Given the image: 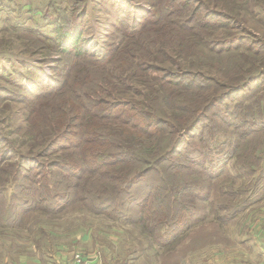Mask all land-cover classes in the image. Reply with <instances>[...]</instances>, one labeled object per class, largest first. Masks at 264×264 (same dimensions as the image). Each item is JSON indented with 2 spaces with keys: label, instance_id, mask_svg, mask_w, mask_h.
I'll use <instances>...</instances> for the list:
<instances>
[{
  "label": "rangeland",
  "instance_id": "obj_1",
  "mask_svg": "<svg viewBox=\"0 0 264 264\" xmlns=\"http://www.w3.org/2000/svg\"><path fill=\"white\" fill-rule=\"evenodd\" d=\"M258 7L264 11V0H0V138L3 140L0 142V264H26L36 255L47 258L68 243L69 235L81 229L94 234L92 249L97 247L101 251L103 264H254L245 258L246 253L255 256L254 247L247 250L244 245L252 244L254 236L250 231L255 224L263 222L264 197L255 189L257 174L247 175L251 171L236 165V156L246 148L240 138L260 145V149L264 146V100L257 96L264 84L255 83L242 93H234L244 88L241 83L250 74L264 70V53L255 55L247 49L253 43L264 48V28L255 12ZM123 8L130 12H124ZM162 11L172 14L167 20L174 21L168 23ZM191 20L207 24L208 28L193 34L189 32L191 24L184 25ZM53 21L58 22L55 27ZM61 21L68 22L65 25L68 31L82 34L75 51L83 46L84 54L77 57L76 65H71L73 53L61 57L57 54L54 40L57 34L53 31L58 27L63 29ZM144 34L150 35L146 42L142 39ZM89 53L96 56L94 62L103 61L104 53L112 56L110 64L103 62L105 68L114 66L118 59L120 67L128 69L118 84L105 83L101 93L105 104L123 106L120 108L125 116L150 110L155 118L179 117V108L174 109L162 93L167 89L161 90L160 80L169 73H197L221 85L226 92L224 108L213 104L205 113L211 123L206 137L203 127L191 130L189 126L201 114L200 107L207 99L221 91L212 87L202 91V96L188 93L189 103L181 95L173 99L186 114V121L174 128L191 136L184 141L183 135L180 136L183 143L175 159L186 162L183 172L194 170L192 165L199 164L208 169V174H216L212 178L196 176L200 182L191 189L199 194V187H205L201 195L195 196L206 200L196 202L199 208L193 214L185 210L189 230L182 231L181 222H185L182 217L179 226H175V237L172 230L155 229L147 223L148 214L152 213L150 187L163 181L153 171L143 176L145 168L140 169L142 176L134 185L125 184L115 194H112L117 191L113 189L115 184L99 175L84 184L79 195L75 181L60 173L57 176L54 171L48 179L57 182L54 186L49 187L45 181L28 182L36 173H46L43 169L47 166L55 170L50 163L62 154L67 157L64 162H70L69 156L77 150V137L70 133L56 139L59 150L51 139L40 142L35 139L38 134L32 132V125H39L38 114L43 111L37 110L32 101H40L37 98L41 99V93L48 88L59 87L80 64L84 72L93 62ZM58 59L64 64L57 66L54 61ZM59 71H62L60 77ZM54 74L53 80L60 81L59 84L52 82L46 87ZM157 88L161 90L158 94ZM151 95L155 97L150 102ZM218 112H224L228 125L219 119ZM27 126L30 131L25 137L22 132L28 130ZM19 128L23 131L19 132ZM18 156L22 158L20 165L9 174ZM2 158L6 161L2 162ZM167 184L172 187L169 181ZM35 185L48 187L42 191L47 198L39 209L26 211L24 216L20 209L9 212L8 206L15 204L16 199L18 202L40 199L41 195L37 198L39 195L34 191ZM124 187L126 193L122 194ZM221 187L213 194L215 188ZM24 191L28 194L12 195ZM230 191L233 197L226 196ZM86 194L96 197L85 204L79 198ZM104 198L115 201L106 211H103ZM177 201L187 208L188 201L192 202L183 194ZM246 203L248 207L228 216L235 205ZM169 204L166 200L163 207ZM226 204L234 207L222 211L220 205ZM145 205L150 208L148 214L142 215Z\"/></svg>",
  "mask_w": 264,
  "mask_h": 264
},
{
  "label": "trees",
  "instance_id": "obj_2",
  "mask_svg": "<svg viewBox=\"0 0 264 264\" xmlns=\"http://www.w3.org/2000/svg\"><path fill=\"white\" fill-rule=\"evenodd\" d=\"M138 8L140 10L141 6L138 5ZM122 10L124 12H130L128 8H123ZM255 12L257 15H260L259 20L262 28H264V11L261 7H258ZM170 15L172 14L162 11V17L168 23H170V21H174L167 20ZM186 21H189V19ZM125 22L127 23V21ZM198 22L191 20V22H187L184 25L191 24V31L189 32L199 34L203 32L204 28H208V26L207 24H201L200 22L198 25ZM57 23V21H53V27H55ZM60 24L63 26V29L58 27L55 28V32L53 31V33L57 34V37L54 39L57 44L56 50L59 52L57 54L61 57L63 55L73 53L74 57L71 65H76L78 64L77 57L84 54V48H81L83 46H79V50L75 51V48H78L77 43L81 39L82 34L76 30L68 31V28L65 26L68 25V22L61 21ZM28 32L32 31L29 30ZM56 34L51 35L54 36ZM149 37V34H144L142 39L146 42ZM152 37L153 34L151 38ZM254 45V43L250 44L247 49H250L255 55L264 53V48L260 49L259 46L257 47ZM88 55L91 56L89 59L93 62L88 64V67L84 70V72L80 64L68 73L66 81L60 84L59 87L48 88L45 92H42L40 96L41 99L37 98V100H40L41 102L32 101V103L35 102L33 106L37 110L43 111V114H38V116H41L40 120L36 122L39 125H32V132L36 131V134H38L35 139L38 142H40L41 139H51V141L54 142L53 146L59 150L56 144L57 140L70 133L71 135L77 137V144L75 141L73 145L75 146L76 144L77 150H74V153L69 156L70 162H64V159L67 157L62 154L55 161L50 163L55 170H50L47 166V170L43 169L47 171L46 173L44 171H41L38 174L36 173L32 176V179H27L28 182L32 184H40V181H45L49 187L54 186L57 182L48 180L51 179L52 171H54V173H57V176H59L60 173L75 181V185L79 189V192L77 193L79 195L84 184H87L90 180L94 179L93 176L99 175L101 178L106 179L109 183L115 184L113 189L114 191L117 189V191L112 193L115 194L118 193L125 184L134 185L137 179L142 176V170L140 169L145 168L146 172L144 171L145 173L143 176L153 171L156 174L161 175V180L163 181H160V184L156 187H150V194L148 197L152 201V207L150 208V205H145L143 209L144 211L142 210V215L148 214L149 208L152 211L151 214H148L149 219L147 223H150V227L155 229H170L174 232L175 237L177 234L175 232V226H179L180 219L182 217L185 219V222H181L183 223L181 225V227H183L182 231L189 230L190 226L188 225L185 210H191L190 214H193V211L198 210L199 208L196 207V202L206 200V198H198V196H195L201 195V192L205 189V187H199L201 188L199 194H196L194 191L195 189H191V187L200 182L196 176L204 178L206 175L209 178H212L214 173L208 174V169L199 164L192 165L194 170L183 172V167L186 165V162H181L180 158L175 159L181 149L183 143L182 138L184 137V141V139H190L191 136H187V134L183 135L182 131L179 132V130H175L174 128L175 125H181L186 121V114L183 110H181L183 108L182 106H177L178 101L175 102L173 99H175L174 97L181 95V99H184L189 103L190 101L186 97L188 96V93L192 95L200 94L202 96V91H206L207 89L210 90L212 87L214 90L218 89L221 91L219 95H214L207 99L206 103L200 107L201 114L194 120L195 122L191 123L189 126L191 130H194L196 126L203 127L206 137L208 136L207 130L210 131L211 123L205 116V113L213 104L220 108H224V101L226 100L224 97L226 92L221 85L219 86L218 84H214L213 80L208 77H203L200 74L169 73L160 80L162 82L161 90L167 89L166 93H162L164 96L168 97V101L172 102L174 109L178 110L179 108L180 113L177 115L179 117H175L170 120L155 118L153 116V112L149 109L148 112H139V115L132 113L125 116V114H123L125 113L124 109L120 108L123 106L114 103L109 105L105 104L101 97V93L105 83L111 82L113 84H118L123 77L124 72L128 69L121 68V65L117 63L118 59L116 60L114 66L111 68H105L103 62L110 64V59H112V56H107L105 53L104 57L106 58L103 61L97 62H94L96 61L94 60L96 56L93 53H89ZM120 56L121 55H119V57ZM59 59L54 61V63H58L57 66L62 63L64 64V62H62L63 60ZM64 66L70 67L67 64ZM57 73L59 77L62 75V71ZM118 73L119 77H117ZM252 74H250L247 79L241 83V85H244V88L239 89L234 94H239L248 90L247 86L251 87L255 83L264 84V70H261L258 74ZM55 75L56 74L52 76V80H50V83L46 87L51 85L52 82H56V85L59 84L60 81L58 82L57 80H53ZM114 81L116 82L114 83ZM210 83L212 85H210ZM167 86L168 88H166ZM156 90V94L161 92L158 88ZM117 93L122 94L124 92L117 90ZM155 95H151L148 100L150 101L151 98L153 99ZM257 96L259 100H264V89H262ZM137 105L139 106V104ZM147 105H149L148 102ZM97 112H100V115ZM217 115L225 125H228L224 112H218ZM44 116L45 118H43ZM132 117L134 118L133 120ZM25 118L28 119L27 117ZM192 120L193 117L190 122H192ZM75 121H78V123L75 124ZM171 121L172 123H170ZM57 122L59 123L57 124ZM262 125L264 126L263 122ZM27 128L28 130L25 133L23 128H19L18 131H23L22 135L26 137V133L30 131L28 126ZM46 128L52 129L55 133L49 132ZM176 133H178V135ZM182 135L183 137L181 138L180 136ZM240 140L246 144V148L242 152L237 153L236 165H243L244 169H249L251 172H246L247 175L253 176L257 174V180L254 183L255 189L257 193H261V198H263L264 146L260 149V145H257L256 143H249L242 138H240ZM2 141L3 140L1 139L0 142ZM48 146L50 147L51 145ZM244 155H250V157H245ZM259 156H261V159ZM20 160H22V158L21 156H18L17 161L12 165L14 169H11V167L9 168V174L16 171V168L20 165ZM4 161L6 160L2 158V162ZM220 162L222 163L221 165H223L224 162L222 160H220ZM35 163L38 168H42L37 162ZM240 169L242 170L241 166ZM4 172H6V168L4 169ZM2 175H4V173H2ZM168 181L172 184V187L168 186ZM180 182L184 188L180 186ZM35 186L36 188L34 191L37 195H39L37 198L41 195L40 199H35L34 202H18L16 199L15 204H10L8 206L9 212L11 210L14 212L17 209H20L21 214L24 216V212L26 211L39 209L42 202H44L47 198L46 196H43L42 191H47L48 187H42L40 185ZM208 189L210 191L209 186ZM219 189H223V187L215 188L213 190V194H217ZM125 191L126 189L124 187L122 194H125ZM162 192L166 196H164ZM20 194H28V191L13 192L12 195ZM29 194L32 193L30 192ZM182 194L187 195L192 200V202L188 201V208L184 204H179L177 201V199H179V201L181 200ZM226 196L233 197L231 191ZM95 197L96 196H92V194H86L85 196L80 197L79 200L86 204L87 201ZM112 199L113 198L103 200V202L106 203L104 204L103 211H106L115 205V201H111ZM166 200L170 204L169 206L163 207ZM247 203L245 206L235 205V208L229 212L228 216H233L234 214H237L239 210L248 207ZM220 206L222 207V211H227L228 209L234 207V205L230 204Z\"/></svg>",
  "mask_w": 264,
  "mask_h": 264
},
{
  "label": "crops",
  "instance_id": "obj_3",
  "mask_svg": "<svg viewBox=\"0 0 264 264\" xmlns=\"http://www.w3.org/2000/svg\"><path fill=\"white\" fill-rule=\"evenodd\" d=\"M262 221L263 222L260 224H255L254 227L252 226L253 230L250 231L254 236V239L251 241L252 244L245 242L246 244L244 245V248L247 250H250L251 247H254V252L256 251V254L253 258L250 257L252 254L246 253L247 255H245V258L247 259L246 261L254 264H264V219ZM67 239L66 240L68 243L59 248L56 253L52 255L50 254L47 258L36 255L29 260L30 262H26V264H72L71 259L75 253L80 252L83 254H88L96 251L99 253V255L101 254V251L99 252L97 247H93L92 249V245H94L95 240L94 234L90 230L81 229L80 231H76L69 235ZM109 239L111 240V238ZM102 255H104V252ZM100 259L101 263L103 264L101 255ZM110 259L115 261V258L113 257H110Z\"/></svg>",
  "mask_w": 264,
  "mask_h": 264
},
{
  "label": "built area",
  "instance_id": "obj_4",
  "mask_svg": "<svg viewBox=\"0 0 264 264\" xmlns=\"http://www.w3.org/2000/svg\"><path fill=\"white\" fill-rule=\"evenodd\" d=\"M72 264H102L98 252L93 251L88 254L75 253L71 259Z\"/></svg>",
  "mask_w": 264,
  "mask_h": 264
}]
</instances>
